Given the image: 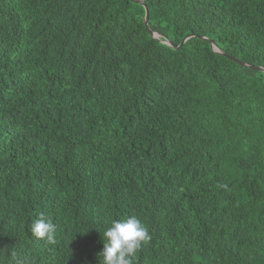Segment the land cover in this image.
Instances as JSON below:
<instances>
[{
	"label": "trees",
	"instance_id": "trees-1",
	"mask_svg": "<svg viewBox=\"0 0 264 264\" xmlns=\"http://www.w3.org/2000/svg\"><path fill=\"white\" fill-rule=\"evenodd\" d=\"M141 1L0 0V264H264V0Z\"/></svg>",
	"mask_w": 264,
	"mask_h": 264
},
{
	"label": "clouds",
	"instance_id": "clouds-1",
	"mask_svg": "<svg viewBox=\"0 0 264 264\" xmlns=\"http://www.w3.org/2000/svg\"><path fill=\"white\" fill-rule=\"evenodd\" d=\"M30 231L37 239H45L48 243L55 240L56 226L43 213L35 219ZM104 247L98 258L100 264H135L136 253L141 245L150 240L148 229L136 216L122 220H113L111 225L102 233Z\"/></svg>",
	"mask_w": 264,
	"mask_h": 264
},
{
	"label": "water",
	"instance_id": "water-1",
	"mask_svg": "<svg viewBox=\"0 0 264 264\" xmlns=\"http://www.w3.org/2000/svg\"><path fill=\"white\" fill-rule=\"evenodd\" d=\"M133 1H135V2H137V3H139V4H143L144 2L143 1H141V0H133ZM150 14H149V10L147 9V14H146V18H145V24H146V27L150 30V32H151V34L155 37V38H160L161 37V35L159 34V33H157V32H154V31H152L151 29H150V21H149V19H150ZM193 37V35L192 36H189V37H187V38H185L184 40H183V42H182V45L184 44V43H186L190 38H192ZM207 40V39H206ZM165 43H167V44H169V45H171V46H173V47H175V48H178L176 45H174L172 42H170L168 39H166L165 40ZM211 43H212V45H213V48L215 49V50H217L218 52H222L221 50H220V48L217 46V44L214 42V41H211ZM240 63L242 64V65H247L246 63H244V62H242V61H240ZM253 68H257V69H261V70H264V67H261V66H258V67H256V66H252Z\"/></svg>",
	"mask_w": 264,
	"mask_h": 264
}]
</instances>
